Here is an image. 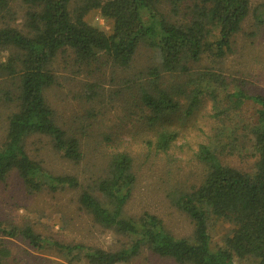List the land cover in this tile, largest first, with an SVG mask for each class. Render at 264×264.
<instances>
[{"label": "trees", "instance_id": "16d2710c", "mask_svg": "<svg viewBox=\"0 0 264 264\" xmlns=\"http://www.w3.org/2000/svg\"><path fill=\"white\" fill-rule=\"evenodd\" d=\"M23 2L26 21L18 28L11 24L10 0H0V54L7 51L0 60V80L15 84V97L9 91L5 96L17 102L0 144V182L16 173L30 194H56L81 187L75 175L49 171L26 148L29 136L43 135L65 159L78 163L84 157L77 129L58 122L57 111L45 94L55 83L52 65L60 53L81 67L99 63L104 55L123 72L134 68L142 48L152 53L147 67L136 69L127 81L134 84L140 102L150 110L146 122L158 127L154 141H149L157 152L168 151L177 138L178 133L170 128L173 114L182 111L190 116L204 100H210L211 117L222 124L220 134L231 115L252 104L256 119L245 143H250L256 160L254 171L246 172L223 162L221 155L230 143L218 138L198 146L197 158L205 166L203 180L186 191L170 194L171 202L193 225L191 236L183 237L173 234L149 211L137 217L126 212L137 176L131 155L115 152L104 175L83 189L77 200L94 222L127 238L120 248L65 243L43 237L31 224L18 226L0 220V263L11 253L3 240L22 238L37 250L53 247L71 257L70 261L84 260L86 264L128 263L144 248L179 264H264V94L250 93L243 85L230 90L227 77L214 66L197 67L205 55L219 60L232 52L234 38L250 13V1ZM94 11L111 24L110 32L89 20ZM258 21L264 23V8ZM85 85L86 99L100 94L99 84ZM165 121L170 124L164 126ZM216 221L232 226L222 245L212 241L211 227Z\"/></svg>", "mask_w": 264, "mask_h": 264}, {"label": "rangeland", "instance_id": "374dc122", "mask_svg": "<svg viewBox=\"0 0 264 264\" xmlns=\"http://www.w3.org/2000/svg\"><path fill=\"white\" fill-rule=\"evenodd\" d=\"M249 1L250 13L234 38L232 52L219 60L205 55L197 67L214 66L213 69L227 77L230 90L243 85L250 93L264 94V23L258 21L264 0ZM10 5L14 13L11 24L23 28L27 6L23 0H10ZM89 20L111 31V24L97 11L91 13ZM6 55L7 51L1 53L0 60ZM151 58L152 53L142 48L134 68L123 72L122 68L106 61L104 55H101L99 63L85 67L76 65L66 54L57 56L52 65L55 83L46 89L45 94L57 111L58 122L73 131L77 129L84 157L78 163L65 159L53 148L50 138L43 135L29 136L26 148L49 171L75 175L81 187L56 194H30L17 174L12 173L7 182H0V220L18 226L31 224L43 237L65 243H84L106 250L120 248L127 238L94 222L79 208L77 198L83 189L104 175L105 165L112 154L126 152L133 159L137 176L126 212L137 217L149 211L159 216L173 234L188 237L193 225L171 202L170 194L186 191L203 180L205 166L197 158L198 146L222 139L230 143L226 153L221 155L223 162L242 171H254L256 159L251 154L250 143H245V136L256 119L252 104L231 115L226 130L220 134L222 124L211 117L210 100H204L190 116L182 111L173 114L170 128L178 133L177 138L168 151H156L149 141H154L158 127L153 128L146 122L150 110L140 102L134 84L127 81L137 72L136 69L147 67ZM86 82L100 86L97 87L100 94L93 100L84 97ZM7 91L12 98L15 97V84L11 80H0V144L6 137L9 115L17 110L15 99L7 100ZM170 123L165 121L163 125ZM107 136L110 138L106 139ZM231 227L227 222L216 221L211 227L213 243L222 245ZM3 241L11 253L0 264H86L84 260L70 261L71 257L62 255L53 247L37 250L22 238ZM122 264L179 263L144 248L130 262Z\"/></svg>", "mask_w": 264, "mask_h": 264}]
</instances>
